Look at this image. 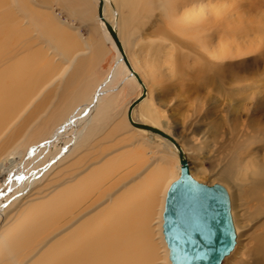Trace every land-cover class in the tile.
Returning <instances> with one entry per match:
<instances>
[{
    "label": "bare ground",
    "instance_id": "bare-ground-1",
    "mask_svg": "<svg viewBox=\"0 0 264 264\" xmlns=\"http://www.w3.org/2000/svg\"><path fill=\"white\" fill-rule=\"evenodd\" d=\"M3 1L5 0H0V3ZM17 1L19 28L0 25V137L7 130L9 118L16 115L20 118L23 113L26 114L23 118L27 119L29 123L26 126L29 127L22 130L21 137L28 131L30 137L28 142L19 146L18 156L21 157L16 167L25 163L28 156L31 157L30 164L36 161L34 165L37 166L31 175L23 173L24 170L19 171V174L23 173L20 183L37 179L38 175L55 169V162L60 164L68 159L72 160L66 165L68 172L62 186L53 188L43 202L29 206L20 218L18 211L16 218L10 221L8 219L1 226L0 264H19V251L36 235L49 232V226L61 224L63 219H66V224L76 220L68 225L69 229L62 236L49 239L50 244L27 264H201L207 260L208 241L214 230L215 217L210 219V231L205 236V243L197 240V234H193L194 242L186 240L183 227L174 212L173 193L180 180L181 167L174 145L156 133L133 126L127 118L130 101L124 111L116 112L112 126L109 131L106 130L104 121L107 114L115 109L114 103L123 87V78L128 83L130 92L137 87L142 96L131 109V118L146 124L135 116V110L146 103V85L135 66L126 56L127 61L123 59L122 51L106 27L108 23L113 28L125 55L120 33L123 25L132 22L135 1L100 0L102 17L98 16V21L104 39L114 51V60L112 71L96 92L99 81L87 84L77 73L67 71L68 64L60 66L54 75L49 74L48 71L53 69L55 55L50 54L48 48L38 42V14L31 8L29 0ZM94 1L98 7L99 0ZM173 5L180 12L179 22L171 25L177 36L165 29L159 32L171 42L172 51L183 43L191 45L194 50L196 48L194 56L203 63V68L199 69L201 77L205 69L212 70V80L219 81L217 88L225 89L223 85L229 84L231 74L228 77L225 72L220 75L216 71L219 68L225 70L230 56V4L227 0H174ZM168 6L167 0H157V8L165 17L169 16ZM122 8L128 9L127 15H123ZM121 19L124 24L119 27ZM17 39L19 56L8 57L10 47ZM137 44L138 42L133 43V48ZM164 49L165 51H160L159 46H147L144 50L145 62L152 64L163 57L164 62L170 59V62L177 63L176 53L168 57L169 50L165 46ZM56 74L57 84L53 80ZM117 77L120 79L114 84ZM233 81L241 84L243 78L237 76ZM49 86H53L54 93L48 102L46 100V108L37 111L34 108L28 109ZM238 90L241 91L242 88ZM58 105L61 106L60 109L53 114ZM240 124L245 130L250 129L249 135L253 132L264 136V113L258 106L251 109L249 114L246 112V117L240 118ZM148 125L161 129L152 123ZM45 129L47 132L39 139L31 138ZM134 132H137L139 138ZM125 133H128L127 136ZM110 136L111 142L107 141ZM133 140L137 142V146H131ZM71 141L73 143L68 151L56 154ZM175 141L178 143L176 139ZM146 143L152 144L157 152L161 150V156L155 161L149 162L146 156L141 155L140 149H137ZM11 144L15 145L16 142ZM179 145L186 159L187 150L182 144ZM114 147L116 148L111 151ZM34 155L35 158L32 159ZM46 162L48 163L45 164ZM247 166L252 168L244 172L248 196L261 208V204L264 205V159L257 161L254 156L249 159L248 165L246 163ZM45 167L48 168L44 169ZM235 175L236 172L232 169L222 172V183H218L224 189L229 203L228 224L219 254L225 259L238 251V247H234L236 232L234 218L232 219L233 206L230 212L235 192L225 185L227 182L233 188L236 187ZM16 177L17 172L9 177L8 190H12L10 187ZM238 189L243 195L241 184ZM16 190L17 187L15 192ZM21 192L18 191V197ZM1 195L5 194L0 192ZM245 198L242 197L243 204H246ZM6 207L7 205L0 208V216ZM53 230L52 228L50 233Z\"/></svg>",
    "mask_w": 264,
    "mask_h": 264
},
{
    "label": "rangeland",
    "instance_id": "rangeland-1",
    "mask_svg": "<svg viewBox=\"0 0 264 264\" xmlns=\"http://www.w3.org/2000/svg\"><path fill=\"white\" fill-rule=\"evenodd\" d=\"M33 1L35 4H40L39 0ZM84 1L90 10V14L86 16L85 20L78 16L79 0H67L76 15H68L55 1H51L50 4L46 3V7L59 20H64L69 29H76L81 39H85L88 29L95 26L92 20L95 3L94 0ZM134 1L135 10L132 22L129 25H123V30L119 33L123 40L125 56L135 66V70L139 73L147 88L146 103L135 110V116L141 122L152 123L160 127L184 146L187 150L188 171L196 180L209 185L221 184L222 172L230 171V169L236 172L234 181L236 187L233 188L227 182L225 185L235 192L232 205L230 203V212L233 206L234 216L231 215V217L234 218L233 223L236 232L234 247L237 246L238 251L233 250L234 252L232 251L233 253L231 252V256L227 259L222 257L220 264H264V205L261 204L260 208L248 196L247 185H245L247 180L244 178V172L252 170L251 167H246V163L248 165L250 158L255 156L257 161L264 159V136H259V134L253 132L249 135L250 129L245 130L240 124V118L246 117V112L249 114L254 107L258 106L261 112L264 113V0H227L232 9H230L231 18L228 35V38H230L228 39L230 56L227 59L225 70L219 68L216 71L220 75L225 72L228 77L231 74L230 80L232 82L229 81L228 85H223L226 87L225 89L217 88L219 81L218 79L217 81L212 80V70L205 69L203 78L201 77L199 69L203 68V63L201 59L194 56L196 48L194 50L190 47L191 45L187 46L182 41L183 45L179 47L178 44L172 51L170 49L171 42L159 32L161 29H165L170 34L177 36L176 31L171 26L177 24L180 19V12L173 5L174 0H167L168 7H170L168 17L162 15L157 8V0ZM17 3V0H5L0 3V16L4 17L3 22L2 17H0L1 26L12 29L19 28V5ZM122 12L123 15H127L128 9L122 8ZM125 18L127 17H123V19ZM122 24L124 22L121 19L118 26L120 27ZM135 42H138V44L133 48ZM105 45L107 54L98 66L92 70L91 75L88 76L91 82L101 80L108 74V71L113 69L114 51L109 43ZM149 45L159 46L160 51H165V46L169 50L168 57L176 53L175 60L177 63L170 62V59H166L167 62H164L162 61L163 57L159 62L146 63L144 50ZM7 56L12 58L13 56H19V39L10 47V53ZM237 76L243 78L241 84H236L233 81V78H237ZM119 79L120 77H117L114 84ZM122 83L123 87L119 92L120 95L114 103L116 105L115 109L107 114L104 121L107 131H109V127L112 126L115 120L113 116L116 112L124 111L129 101L132 102L141 94L140 89L137 87L130 92V87L125 78L122 79ZM240 87L242 88L241 91L238 90ZM53 90V86L44 89L42 95L37 97L28 109L32 110L34 108L37 111L46 108V103L54 93ZM60 107L58 105L53 114ZM25 115L23 113L20 118H17V115L9 118L6 126L7 130L0 137V192L5 194L0 196V208L7 205L4 213L0 216V232L1 226L8 219L10 221L17 217L18 211L20 218L29 206L43 202L53 188L62 186L61 183L68 172L66 165L72 160L68 159L62 163L60 162V164L55 162V169L38 175L37 179L20 183L19 177H22L23 173L31 175L35 171V166H37L34 165L36 161L30 164L31 157L28 156L25 163H22L20 167H16L21 157L18 156L19 146H23L28 142L30 137L29 131L26 132L24 137H21L22 130L28 128L26 125L29 123L27 119L23 118ZM46 132L45 129L42 133L31 136V138L39 139ZM134 133L139 138L137 132ZM142 133L147 134L146 132ZM127 134L125 133L126 136ZM66 135H69V133ZM111 139L110 136L107 141L111 142ZM12 142H16V144L13 145ZM72 143L71 141L67 146L64 145L56 154L59 152L63 154L68 151ZM130 144H132V147L138 145L135 140ZM142 145L143 147L137 148L140 149L141 155L146 156L149 162L155 161L161 150L157 152L149 143ZM115 148L110 150L112 151ZM106 152L108 151H104V153ZM33 158H35V155L32 156ZM239 166L242 168H238ZM46 168L48 167L44 169ZM236 168L237 170H234ZM23 170L24 172L19 174V171L22 172ZM14 172H17V177L12 181L10 187L12 190H8L9 177ZM248 181L250 180L248 179ZM240 184L242 185L243 195L238 189ZM18 191L21 192L19 197L17 195ZM6 196L8 197L6 198ZM242 197H246V204H243ZM63 220L61 224L53 227L49 226L51 227L49 232L36 235L25 248L19 251V264H27L28 261H33L50 244L49 239L53 240L62 236L69 229L70 226L68 225L76 219L67 224L66 219ZM52 228L54 230L50 233Z\"/></svg>",
    "mask_w": 264,
    "mask_h": 264
},
{
    "label": "crops",
    "instance_id": "crops-1",
    "mask_svg": "<svg viewBox=\"0 0 264 264\" xmlns=\"http://www.w3.org/2000/svg\"><path fill=\"white\" fill-rule=\"evenodd\" d=\"M51 1H55L68 15H76V12L69 6L67 0H39L40 4H35L33 0H30L31 8L38 14V42L47 47L50 54L55 55L52 64L53 69L48 71L49 74L54 75L57 73L60 66L68 64L67 71L77 73L80 79L84 82H88L87 84L89 85L91 83L94 84L96 81L91 82L88 76L91 75L92 70L98 66L102 58L107 54V47L105 44L109 43L104 39L98 21V14L96 11L97 2L94 1L95 11L92 17L95 26L94 28L88 29L85 39H81L76 29H69L64 20H59L58 17L46 7V3L50 4ZM78 11V16L82 20H85L86 16L90 14V10L84 0H79ZM107 73L105 77L98 80L99 82L96 84L95 92L98 87L102 85V82L106 80L110 71ZM53 80H56L54 82L57 84V74L53 77Z\"/></svg>",
    "mask_w": 264,
    "mask_h": 264
},
{
    "label": "water",
    "instance_id": "water-1",
    "mask_svg": "<svg viewBox=\"0 0 264 264\" xmlns=\"http://www.w3.org/2000/svg\"><path fill=\"white\" fill-rule=\"evenodd\" d=\"M97 14L99 17H102V2L100 0L98 2ZM106 27L113 37L116 45L122 51L123 59L126 60L123 49L121 48V45L117 40L113 28L108 23H106ZM131 72H133L132 69ZM134 74L135 76H137L136 73ZM141 98L142 96H139L130 103L127 110V118L133 126L158 134L162 138L172 143L177 149L181 167L180 180L177 182L173 193L175 217L182 225L192 209L200 210L201 215L204 216L206 222L204 237L201 238L199 234L196 235L197 240L201 243H205V236H208V232L210 231V219L212 218V216L215 217L214 230L208 241V258L207 260L201 262V264H219L222 258V256L219 255L220 246L225 229L227 228L229 218V203L227 195L224 189L219 184L209 185L196 180L190 175L188 171L187 161L180 148V145L175 141L174 137L171 134H168L167 132L157 127L133 121V119L131 118V109ZM218 257L219 259L217 260Z\"/></svg>",
    "mask_w": 264,
    "mask_h": 264
},
{
    "label": "snow or ice",
    "instance_id": "snow-or-ice-1",
    "mask_svg": "<svg viewBox=\"0 0 264 264\" xmlns=\"http://www.w3.org/2000/svg\"><path fill=\"white\" fill-rule=\"evenodd\" d=\"M23 177H19L22 179ZM185 238L188 242H194V235L199 234L201 238L205 235L206 222L200 210L192 209L187 216V219L182 224Z\"/></svg>",
    "mask_w": 264,
    "mask_h": 264
}]
</instances>
